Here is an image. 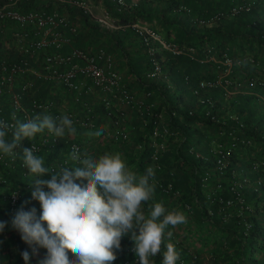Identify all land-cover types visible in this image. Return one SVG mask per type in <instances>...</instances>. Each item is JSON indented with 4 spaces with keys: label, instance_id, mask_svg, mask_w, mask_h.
Wrapping results in <instances>:
<instances>
[{
    "label": "built area",
    "instance_id": "2783aa9c",
    "mask_svg": "<svg viewBox=\"0 0 264 264\" xmlns=\"http://www.w3.org/2000/svg\"><path fill=\"white\" fill-rule=\"evenodd\" d=\"M31 1H35L39 7L26 9L19 7L21 2L28 4ZM115 2L117 9L135 5V0L129 3L124 0H115ZM47 4L54 6L45 8ZM67 5L80 7L99 26L109 30L130 27L139 37L151 62L146 75L156 76L166 81L167 85H170L168 77L166 73L161 72L164 52L195 56L192 46L176 45L166 40L146 22L134 20L125 24L118 23L105 10L100 14L95 13L88 0L1 1L0 35L5 47L10 48L12 54L0 60V119L11 124L15 122L13 115L21 121H27L36 116L42 118L44 115L53 117L68 115L76 128L74 135L66 134L63 139L55 137L47 129L43 133H38L32 141L24 138L14 149L15 158L0 153V181L3 183L5 180H1V176L7 177L10 171L14 175L17 173L22 179L17 184H12L10 181L5 185L1 183L0 203L3 210L10 216V221L21 206L26 211L35 207L37 215L40 214L39 202L31 198L35 178L23 165L22 148L34 146L35 155H50L51 158L48 161L44 159L45 167H58L63 164L73 146L81 152L87 150L93 154V146L96 145L98 137H90L88 133L101 129L96 122L98 109L109 119L113 138L121 141L128 138L125 122L129 116L125 108L129 106L137 111L140 126H148V137L137 144L139 148L145 146L148 148V159L144 164V171L149 166L154 170L159 168V159L163 152L185 139L183 134L169 126L167 121L165 122L162 115L164 108L155 111L153 101L146 102L143 96L136 95L127 89L120 73L114 68L112 56L109 53L102 48L88 50L74 44L78 22L68 15ZM253 5L254 0H238L226 11L219 10L211 14L206 21L198 19V22L209 25L221 16L248 11ZM261 21L264 22V14ZM244 58L245 55L242 58H231L225 53L216 56L207 46L199 61L212 60L220 63L223 69L211 77L198 79L191 87L195 103L212 106L213 99L205 94L213 87L219 88L223 97H230L237 93L241 83L226 75L232 64ZM246 58L252 63L257 61L251 55H247ZM260 72L264 74V67H261ZM184 79L187 80V77L184 76ZM37 82L41 85H37ZM246 84L258 85L264 89V77L249 76ZM245 92L248 93V89ZM249 93H252V96L256 97L264 107V93L254 90ZM148 94L149 91H146L145 95ZM186 110L188 114L194 111L193 107H187ZM210 110L206 108L203 112L206 115L210 113L212 122L223 123L229 119L234 120V126L228 131L227 142L210 139L208 143L207 150L213 155L211 170L214 178L210 189L205 192V198L209 203L214 204V212L222 220L231 216L238 219V224L242 228L240 238L243 242L254 241L261 234H263L261 238H264V146L261 144L252 147L255 143L254 131L261 133L262 128L260 131L255 124L252 129V138L235 134L234 130H240L244 123L242 124L235 111L230 112L228 104L222 108L225 114L222 120L216 118V114L211 113ZM170 113L175 114L172 109ZM261 115L264 124V112ZM103 134H105L104 130ZM12 139L13 133L9 132L6 142L11 143ZM187 151L199 155L194 144L188 146ZM232 153L239 156L231 158ZM101 154L96 153V156L99 157ZM200 157L203 158V155L201 154ZM243 161L244 164H242ZM42 178L47 179L50 176L45 174ZM152 182L159 181L154 179ZM158 185L163 192L171 196L178 198L181 195L180 190L174 188L170 182H159ZM26 201L28 203H25ZM179 202L186 211H190L194 202L201 205L196 198H192V201L179 200ZM211 214L212 209L207 207L205 215ZM252 229L257 230V233H253ZM171 241L179 244L184 251L183 256L179 252L180 258L176 264H198L199 260L209 264L212 255L210 251L202 250L198 259V255L193 251V244L188 245L179 236H172L167 243ZM133 245L134 243L127 244L124 247L125 255L121 264L138 263L132 251ZM255 247H259L255 252V259L261 258L264 264V240ZM38 253L41 260L46 250L39 249ZM129 253L132 255L131 258ZM20 263L25 264L23 260Z\"/></svg>",
    "mask_w": 264,
    "mask_h": 264
},
{
    "label": "trees",
    "instance_id": "16d2710c",
    "mask_svg": "<svg viewBox=\"0 0 264 264\" xmlns=\"http://www.w3.org/2000/svg\"><path fill=\"white\" fill-rule=\"evenodd\" d=\"M95 1L102 3L104 10L115 22L124 24L134 20L146 22L166 40L176 45L192 46L195 55L190 57L185 53L164 52L161 72L166 73L168 77L170 85H167L166 81L156 76L146 75L151 62L139 37L130 27L109 30L100 27L80 7L75 5L66 7L70 18L78 22L74 44L88 50L102 48L109 53L112 56L113 66L120 73L127 89L136 95L143 96L146 102L153 101L155 111L164 108L162 115L165 122L167 121L169 126L185 136V139L178 145L163 152L159 159V168L154 170V179L161 183L170 182L174 188L180 190L179 199L163 192L158 185L159 182L154 183L155 192L152 200L143 206L144 211H148L149 204L160 202L170 211L183 212L187 222L169 230L172 232L177 230L176 235L182 241L184 240L188 245L193 244V251L198 255V259L202 250L210 251L212 255L209 264H262L261 258L255 259V252L259 247L253 246L254 255L250 253L249 262L246 263L243 253L244 244L252 245L253 241L243 242L240 238L242 228L238 224V219L231 216L222 220L214 212V204L209 203L205 198V192L210 189L214 178L211 170L213 155L207 150L208 143L210 139L227 142L228 131L233 128L234 120L226 118L227 120L223 123H215L210 119V113L206 115L203 111L206 108L211 109V113H215V117L222 120L225 115L222 108L228 104L230 112L235 111L242 124L244 123L241 129H235L234 133L252 138V129L256 124L260 131L262 128V131L261 133L254 131V141L264 146L262 115L259 114L257 117L253 115L257 108L255 105H259L258 100L256 97L253 99L252 93H249L252 90L264 93V89L258 85L248 86L246 84L249 76L264 77V74L260 72L261 67H264V33H262L264 22L261 21L262 14H264V0H254V5L250 10L221 16L209 26L204 23L200 24L198 19L206 21L214 12L226 11L238 0H157L158 4H154L151 0H136L135 5L121 9L116 8L115 0ZM45 6V8H50L54 5ZM19 7L21 9L35 8L39 7V4L35 1L28 4L21 2ZM56 7L60 8V6ZM2 41L0 35V60L12 54L11 49L6 48ZM207 46L216 56L225 53L231 58H242L245 55L241 61L247 60V55L257 59L253 63L247 60L246 65L234 63L230 66L226 77L241 83L237 93L230 97H223L217 87L206 91L205 95L214 101L212 106L196 104L191 89L198 79L211 77L223 69L220 63L212 60L199 61ZM37 85L41 84L37 82ZM247 89L248 93L245 92ZM146 91H149L148 95H145ZM187 107H193L192 114L187 113ZM171 109L174 110V115H171ZM125 110L131 119L130 126L127 127L128 138L125 141L114 140L121 144L122 148L119 149L124 151L130 168L138 175H143L145 173L144 164L148 159V148L147 146L139 148L137 144L143 138L148 137V126H140L137 111L134 108L128 106ZM219 114H221L220 117ZM191 144H194L199 155L187 151ZM201 154L203 158L200 157ZM236 156L239 155L231 154V158ZM43 157L45 161L51 158L50 155ZM6 176H1V180L5 181L3 183L0 181V187L1 183L5 185L10 181L12 184H17L22 180L17 173L14 175L12 171ZM192 198H196L201 205L194 204V202L190 211L184 210L179 200L192 201ZM207 207L212 209L210 216L205 215ZM0 221L7 222L3 232H0V262L5 263L10 260L12 264H19V261L23 260L21 253L25 250L30 253L32 262L34 257L32 249L21 239L19 232L12 227L10 216L3 210L1 203ZM252 231L257 233V230L252 229ZM167 241L168 239L165 243ZM132 243L134 242L129 236L122 238L121 250L118 251L117 259L113 264H121L124 259L123 255H125L124 247ZM171 243L182 255L184 252L182 247L174 241ZM129 256L131 258V253ZM152 259L155 264H162V252Z\"/></svg>",
    "mask_w": 264,
    "mask_h": 264
},
{
    "label": "clouds",
    "instance_id": "9594fccd",
    "mask_svg": "<svg viewBox=\"0 0 264 264\" xmlns=\"http://www.w3.org/2000/svg\"><path fill=\"white\" fill-rule=\"evenodd\" d=\"M238 63L246 65L248 61ZM13 120L10 124L0 119V153L13 158L22 139L32 141L45 129L62 139L76 133L68 115L36 116L27 121L13 115ZM9 132L13 133L11 143L6 142ZM88 135L100 137L103 129ZM34 151V146L22 148L21 159L35 178L31 198L39 202L40 214L35 207L26 211L21 206L11 225L33 255L46 250L38 264H113L125 236L134 242L132 251L138 264H155L152 257L161 252L162 264H176L180 253L165 241L173 235L169 229L186 223L187 218L160 202L149 204L144 211L155 192L151 166L138 175L119 153L105 152L97 157L73 146L63 164L45 167L44 157ZM45 174L50 178H42ZM6 224L0 221V232ZM21 255L25 264H31L27 250Z\"/></svg>",
    "mask_w": 264,
    "mask_h": 264
},
{
    "label": "crops",
    "instance_id": "0c3cea01",
    "mask_svg": "<svg viewBox=\"0 0 264 264\" xmlns=\"http://www.w3.org/2000/svg\"><path fill=\"white\" fill-rule=\"evenodd\" d=\"M253 99H254V96H253ZM258 104L259 105H257L258 108H256V110H259L258 113L261 115L264 112V107L259 102H258ZM127 115L129 116V113ZM128 118L129 119L125 122V125L129 128V126H130V120L131 119H130V117H128ZM96 119H97V123L101 126V129H103L105 131V134H103L102 136H100V137L97 138V141L95 142L96 145L93 146V155L96 156V153H98V154L102 153L101 155H103L105 152H108V153H111V152L118 153V150H119L120 153H121V156L122 157H125L124 151L122 149H119V148H122L120 146L121 144L118 143V142H116L114 140L113 136H112L113 135L112 134V126L110 125L109 119H107L100 111H97V117H96ZM102 149H103V151H102ZM176 231L177 230H175V232H172L173 233L172 236H177L176 235L177 234ZM170 239H168V241H170ZM33 256H34L32 258L33 261L31 263L32 264L33 263L34 264H38V262L40 261V259H39V253L38 254H35ZM6 262H8V263H6ZM20 262L21 261H19V264H21ZM198 262H199V264H204V263L201 262V260H199ZM5 263L6 264H12L10 260L5 261ZM5 263L0 262V264H5ZM15 264H18V263H15Z\"/></svg>",
    "mask_w": 264,
    "mask_h": 264
},
{
    "label": "rangeland",
    "instance_id": "374dc122",
    "mask_svg": "<svg viewBox=\"0 0 264 264\" xmlns=\"http://www.w3.org/2000/svg\"><path fill=\"white\" fill-rule=\"evenodd\" d=\"M125 2H127V3H129L130 1H132V0H124ZM134 1V0H133ZM136 1V0H135ZM154 4H158V1L157 0H151ZM88 2L91 4V6H92V9H93V11L95 12V13H98V14H100V13H102L103 12V10H104V7H103V5H102V3H100L99 1L97 2V1H95V0H88ZM206 26H209V25H206ZM101 27V26H100ZM117 29V28H116ZM110 30H112V29H110ZM2 44L5 46V43L2 41ZM253 104V103H252ZM257 105H255V107H256ZM261 106V105H260ZM257 108H258V106H257ZM259 110H255L254 112H253V115L255 116V117H257L258 115H259ZM260 144H258V143H253V145H252V147H254V146H259ZM111 153H113L114 154V152H111ZM118 153L119 154H121L120 153V151L118 150ZM263 158H264V156H263ZM122 159L124 160V162L127 164V166L128 167H130V163L128 162V161H126V157H122ZM242 164H244V161L242 162ZM262 235L263 234H261V235H259L258 236V238H255V240L252 242V245H250L249 243H245L244 245H245V248H244V255H245V261H246V263L247 262H249V260H248V257H250L251 255H249L250 253L251 254H253L254 255V252H252V246L253 247H255V246H257V244L261 241V240H264V238H261L262 237Z\"/></svg>",
    "mask_w": 264,
    "mask_h": 264
}]
</instances>
